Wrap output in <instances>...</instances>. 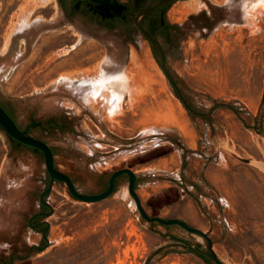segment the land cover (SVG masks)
Masks as SVG:
<instances>
[{"label":"rangeland","instance_id":"obj_1","mask_svg":"<svg viewBox=\"0 0 264 264\" xmlns=\"http://www.w3.org/2000/svg\"><path fill=\"white\" fill-rule=\"evenodd\" d=\"M70 5L0 0V103L22 128L41 123L30 136L53 149L78 192L98 194L130 168L148 215L201 229L225 264H264V0L169 6L180 30L157 40L199 115L132 26ZM48 181L43 155L15 151L0 127V264H209L200 236L140 216L126 175L96 202L54 181L43 234L27 219Z\"/></svg>","mask_w":264,"mask_h":264},{"label":"water","instance_id":"obj_2","mask_svg":"<svg viewBox=\"0 0 264 264\" xmlns=\"http://www.w3.org/2000/svg\"><path fill=\"white\" fill-rule=\"evenodd\" d=\"M175 1L177 0H157L154 3L137 11V13L134 16L133 22L138 33L141 34L145 39H147L151 47L155 50L156 53L155 56L158 61V64L160 65L168 81L173 86L176 94L178 95L179 99L182 101L183 105L186 107V109L189 112L199 115V113H197L187 104V102L183 99L181 93L179 92L173 78V73L169 67L167 56L163 46L155 37L151 35V33H149L145 29V27L140 22L142 16L149 14L151 11L161 6H169ZM0 127L7 133L9 137L19 141L24 145L36 148L42 152L46 171L49 175L48 186L41 194V201L44 205L49 207V205L42 198L43 196L47 195L50 192L54 181L63 182L66 185L70 195L73 196L74 198L83 202H96L110 196L114 192L117 179L121 175H126L128 178V192L133 197L137 210L140 216L145 221L150 223L157 222L162 225H177L189 233L200 236L206 242L207 248L206 250H201L199 248H196V251L199 252L201 255H203L208 260L209 264H225L221 259H219L216 252L214 251L213 241L211 240V238L201 229L191 226L190 224H188L187 222L181 219L162 218L158 216H150L147 214L135 190L136 174L130 168H121L112 172L109 176L108 184L104 191L95 195L82 194L77 191L70 176L56 168L54 162V155L51 147L42 140L29 136L25 130H21L14 122V120L6 113V111L1 106H0ZM48 214L49 213L45 215ZM45 230L46 229L43 230V234L45 233Z\"/></svg>","mask_w":264,"mask_h":264},{"label":"trees","instance_id":"obj_3","mask_svg":"<svg viewBox=\"0 0 264 264\" xmlns=\"http://www.w3.org/2000/svg\"><path fill=\"white\" fill-rule=\"evenodd\" d=\"M59 1L62 3L65 0ZM155 1L157 0H72V10L73 12H81L88 15L91 19H97L100 24H106L109 27L116 25L132 26L138 32L133 22L135 14ZM169 6H161L140 19L141 24L156 39L161 35L169 34L171 31L180 30V25L171 23L166 16ZM153 51L156 54L154 49ZM225 105L234 110L238 118L246 125L238 111L226 103ZM6 113L8 114V112ZM50 127L53 128V125H50ZM11 140L14 139L11 138ZM173 238L179 240L177 237ZM199 255L208 262L203 255Z\"/></svg>","mask_w":264,"mask_h":264},{"label":"flooded vegetation","instance_id":"obj_4","mask_svg":"<svg viewBox=\"0 0 264 264\" xmlns=\"http://www.w3.org/2000/svg\"><path fill=\"white\" fill-rule=\"evenodd\" d=\"M60 2V1H59ZM63 3V4H62ZM62 3L60 2V5L62 8H65L66 7V0L65 1H62ZM70 10L73 12L72 10V0H71V5H70ZM73 13H78V12H73ZM15 34H17V32H15ZM175 81V79H174ZM175 84L177 85V83L175 82ZM178 88V86H177ZM179 92L181 93L180 89L178 88ZM182 95V93H181ZM183 99L185 100L184 96L182 95ZM186 101V100H185ZM188 104V103H187ZM0 106L6 111L8 112L9 116H11V118L14 120V122L17 124V126L21 129V130H25L26 133L30 136V129H32L33 127H35L36 125L38 126H42L41 123L37 122V121H32L28 124V126L26 128H22L21 126L18 125V123L16 122L14 116H13V112H12V109L10 108H7L4 104L0 103ZM44 128V126L42 127ZM13 139V138H12ZM12 141V148L15 150V151H19L22 147L23 148H26L28 151L32 152V153H41L42 152L36 148H33V147H30V146H27V145H24V144H18L20 143L19 141L17 140H11ZM52 149V148H51ZM137 180H138V177H136V183H135V186L137 185ZM49 183V181H48ZM48 186V184H47ZM46 186V188H47ZM41 194H39L38 196V199H39V202H40V209L39 211L33 213L32 215H30L27 219V224L28 226L30 227H33V228H36V229H41L42 231L44 229L47 230V227H48V224L45 222V219H46V215L48 212H49V207L44 205L41 201ZM44 201L46 199V195L43 196L42 198ZM45 230V232H46Z\"/></svg>","mask_w":264,"mask_h":264},{"label":"bare ground","instance_id":"obj_5","mask_svg":"<svg viewBox=\"0 0 264 264\" xmlns=\"http://www.w3.org/2000/svg\"><path fill=\"white\" fill-rule=\"evenodd\" d=\"M19 29V28H18ZM105 80V79H104ZM110 82V81H109ZM100 83V82H99ZM117 82H115V81H111V83H110V86H117ZM101 85V84H100ZM257 163V162H256ZM256 165V164H255ZM263 167V166H262ZM264 168V167H263ZM9 176V175H8ZM5 180V179H4ZM10 180V179H9ZM12 183V182H11ZM10 186V185H9ZM8 186V187H9ZM5 188H6V186H5ZM5 191V189H4V185H3V183H0V196H2L3 195V192ZM12 194V193H11ZM8 195H10V194H8ZM10 197V196H9Z\"/></svg>","mask_w":264,"mask_h":264}]
</instances>
